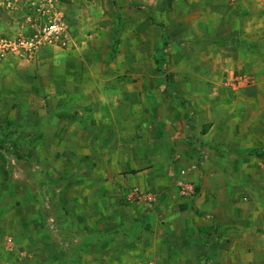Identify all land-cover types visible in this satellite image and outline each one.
<instances>
[{
	"label": "rangeland",
	"instance_id": "rangeland-1",
	"mask_svg": "<svg viewBox=\"0 0 264 264\" xmlns=\"http://www.w3.org/2000/svg\"><path fill=\"white\" fill-rule=\"evenodd\" d=\"M88 1L86 6L92 14L99 6L102 15L109 13L104 9L108 3L120 10L115 17V21L119 19L117 28L111 33L100 32V37L88 44L93 55L91 71L85 78H92V86L79 85V71L75 70L67 72L69 81L73 77L72 85L56 87L59 64L79 63L77 57L61 58L56 51L30 60L8 58L0 62V264H97L86 259V235L77 231L85 216H76L75 208L84 202L70 198L69 184L55 181V177L87 170L94 173L90 167L81 170L76 163L74 167L70 150L56 151L70 140L56 135V128L62 121H75L79 114L76 107L84 104L67 102L58 110L61 103L53 100L62 92L74 97L85 92L90 96L126 95V102L119 107L134 117L137 134L129 136L131 144L142 149L143 169L153 168L162 190H154V196L144 189L134 194L133 186L126 196L121 193L116 203H153L155 263L210 264L209 248L214 256L220 251L226 254L224 264H264L263 216L253 212L261 208L258 204H262L259 199L263 189L245 170L246 164L256 162L254 156L264 158V148L258 146L255 155L252 151L238 154L237 146L252 149L256 140L247 133L232 135L227 129L232 115L239 111L243 126L247 125L250 104L238 103L251 95L249 82L227 79L219 54L222 50L214 41H198L193 36L198 33L195 31H191V39L175 38L174 31L171 36L160 22L166 18V0ZM170 1L172 6H180ZM62 3L71 28L72 6L68 4L75 1ZM194 14L186 19H198L199 13ZM211 20L208 33L213 35L217 31L213 15ZM20 21V14L0 5V34L19 33ZM190 26L198 28L201 24L190 22ZM200 43H207V47ZM111 106L114 104L107 101L90 104L91 112L109 111ZM216 124L219 130L214 131ZM96 137H90L91 147ZM258 138L264 142V136ZM236 157L240 167L231 160ZM218 158L222 162L221 176L215 175ZM206 159L212 162L207 174L202 167ZM243 169L240 174L244 175L239 177ZM167 178H172V187L164 192ZM79 186L78 191L86 190V183ZM55 187L59 191L54 192ZM218 191L224 199L222 222L215 215ZM226 197L234 199V208L227 204ZM99 206L97 216L104 209ZM213 222H217L216 230ZM170 224L176 228L167 234ZM132 225L129 228L128 224V231L134 230ZM117 232L114 226L107 233L115 236L99 240V246L107 248L111 242L117 243ZM112 262L103 264H122ZM139 264H149V260Z\"/></svg>",
	"mask_w": 264,
	"mask_h": 264
},
{
	"label": "crops",
	"instance_id": "crops-1",
	"mask_svg": "<svg viewBox=\"0 0 264 264\" xmlns=\"http://www.w3.org/2000/svg\"><path fill=\"white\" fill-rule=\"evenodd\" d=\"M73 1H75L74 4H68L72 6L73 22L69 47L46 48L38 52L35 57L47 51H56L61 58L77 57L79 59L78 66L73 62H61L59 64L55 85L56 87H59V85L60 87L72 85L73 77L69 81L67 72L78 70L80 75V79H78L79 85H84L85 88V86H92V78H85L87 72L91 71L90 60L93 55V49L88 47V44L92 43L91 39L95 40L100 37V32L103 34L105 32L111 33L117 28L116 25L119 19L116 18L115 21V17H119L120 10L117 11L115 5L108 3L104 9L109 11V13L102 15L103 9L102 6H99L100 8L97 11L100 12L93 11L92 14L90 13L92 11H89L86 6L90 4L88 0ZM173 2L174 5L175 3H180V6H172L171 1L166 0V4L164 3V7H166V14L164 15L166 18L163 21L162 19L160 20L164 24V28L170 31L171 36L174 33L175 36H173L175 38L181 36L183 39H191V31H195L198 33L193 34V36L198 41H214L215 47L220 45L222 50L219 54L224 63L222 69L228 72L227 79L231 82L235 80L236 83L240 84L244 81L249 82L251 95L246 96L247 100L241 99L238 103L243 104L245 102L250 104L251 111L250 115L247 116V125L243 126V117L240 115L241 111H239L232 115L231 122H229L230 126L227 129H231L230 134L232 135L247 133L249 136H254L256 144H254L252 149L244 148L245 146H237L235 151L238 154L252 151L255 155L258 146H263L264 148V142L261 143L258 138V136H264V1L173 0ZM258 2L260 7H258ZM219 8H221L220 12L218 11ZM195 12L199 13L198 19L192 21L186 19V16H190ZM212 15L217 25V31L213 35L208 33L211 29ZM193 16L196 15L194 14ZM174 18H176V26L173 23ZM179 20H182L183 25H180ZM109 21H111L110 25ZM190 22L199 23L201 26L193 28L190 26ZM219 26H221V30L218 29ZM155 32H158V29ZM206 44L204 43V46L203 43H200L204 47H207ZM53 101L58 104L61 103V108L58 110L64 109L62 107L65 106L62 105L67 104V102L84 103L78 108L75 106L80 114L74 117L75 121L71 123L62 121L56 128V135L66 136L70 139L69 143L65 141L56 151L70 150L74 167L75 163L81 170L90 167L94 173L89 174L87 170L84 174L55 177V181L69 184L70 198L84 202V205L80 204L74 210L75 212L77 211L76 216H85V221L82 222L84 223L83 226L79 225L77 231L86 235L83 244V247L84 245L87 247L86 259L91 263L97 264H103L107 260L115 261L112 263L118 262L122 264H130V262L139 264L149 260V264H157L154 261L153 203L127 205L124 201L125 204L117 205L118 200L121 199V193L126 196L127 191L130 188L132 189L133 186L138 190H149L148 193L153 196L155 191L159 192L162 190V187L160 189L158 187V175L154 173L153 168L143 169L142 149L140 147L135 148L131 144L133 141L130 137H135L137 134V127L133 123L134 117L132 115L127 116L124 110V112H121V107H119V104L126 102V95L119 94L108 97L98 94V96H90L85 92L74 97L72 95H63L62 92L60 95H55ZM103 101L114 104V106H111L109 111L91 112L90 104L92 102L100 103ZM73 110H75L74 107L72 108V115L75 116V111ZM90 112L92 113L91 115ZM217 125L219 124L211 126L214 131L219 130L216 127ZM193 129L190 128L192 131ZM91 136H97L92 147L90 145ZM125 136L127 137L125 138ZM128 140H130L129 145L126 144ZM262 141H264V138ZM60 156L59 159H61ZM254 158L256 162L252 160L249 164H246L245 170L250 179L254 178L262 186L263 195L259 199L262 204H258L261 208L258 207L253 212L261 213L264 223V158H257L256 156ZM87 159L89 161L86 163L85 160ZM219 160L221 161V158H218V164H214L216 176H221L222 162ZM231 160L235 162L234 165L236 167H240L237 157L231 158ZM211 166V160L206 159L202 166L206 174L210 171ZM132 168L137 171L133 172ZM245 170L243 169L238 173L239 177H243L244 174L241 175L240 173ZM81 182L86 183L85 191H78ZM171 183L172 178H167L164 192L170 188ZM54 189V192L59 191L57 187ZM83 198H85V201H82ZM215 198V215L221 221L223 215L221 208L224 204L221 191L216 193ZM228 198L230 197L225 198L227 199V204L234 208L236 202L233 198H230L231 200ZM88 204L92 206L88 207ZM100 204L104 206V209L97 216L100 211L96 208H100ZM128 224L129 228H132V224H134V230L128 231ZM114 226H117L118 231L116 235L118 237L117 243L111 242V246L107 248L103 244L99 246V240L105 239L108 235L115 236V234L107 233L111 232ZM175 228V225L172 226L170 224L167 234L173 232ZM173 245L176 246L175 243ZM215 258L220 264H224L223 259H226V254L220 251Z\"/></svg>",
	"mask_w": 264,
	"mask_h": 264
},
{
	"label": "built area",
	"instance_id": "built-area-1",
	"mask_svg": "<svg viewBox=\"0 0 264 264\" xmlns=\"http://www.w3.org/2000/svg\"><path fill=\"white\" fill-rule=\"evenodd\" d=\"M62 4V0H0L1 6L21 15L19 33L0 34V62L7 58L30 60L46 48L69 47L71 28Z\"/></svg>",
	"mask_w": 264,
	"mask_h": 264
},
{
	"label": "trees",
	"instance_id": "trees-1",
	"mask_svg": "<svg viewBox=\"0 0 264 264\" xmlns=\"http://www.w3.org/2000/svg\"><path fill=\"white\" fill-rule=\"evenodd\" d=\"M65 2H67L68 0H64ZM204 215V214H203ZM213 226H214V230H216L217 228H218V225L215 223V222H213V224H212ZM207 259H208V262L210 263V264H220L217 260H216V258H215V256H214V253L208 248V251H207Z\"/></svg>",
	"mask_w": 264,
	"mask_h": 264
}]
</instances>
